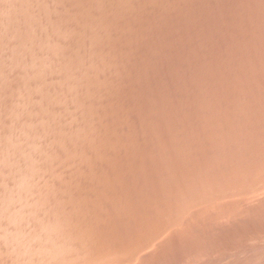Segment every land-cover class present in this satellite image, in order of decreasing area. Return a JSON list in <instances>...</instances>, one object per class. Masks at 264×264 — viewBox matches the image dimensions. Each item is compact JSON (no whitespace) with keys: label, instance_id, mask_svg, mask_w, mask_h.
<instances>
[{"label":"rangeland","instance_id":"obj_1","mask_svg":"<svg viewBox=\"0 0 264 264\" xmlns=\"http://www.w3.org/2000/svg\"><path fill=\"white\" fill-rule=\"evenodd\" d=\"M0 264H264V0H0Z\"/></svg>","mask_w":264,"mask_h":264}]
</instances>
